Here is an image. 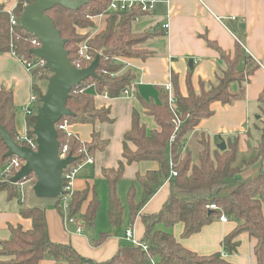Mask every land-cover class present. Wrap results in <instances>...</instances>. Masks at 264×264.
<instances>
[{
    "label": "trees",
    "instance_id": "1",
    "mask_svg": "<svg viewBox=\"0 0 264 264\" xmlns=\"http://www.w3.org/2000/svg\"><path fill=\"white\" fill-rule=\"evenodd\" d=\"M33 2L34 0H18L13 13L19 21L26 7ZM110 2L111 0H90L87 6L77 12L62 6H56L46 12L66 41L69 59L76 67L86 69L91 65L79 54L84 43L93 60L100 56L98 77L85 80L71 92L67 108L73 115L60 121L63 123L66 120L69 127L75 124H95L98 121L111 123L110 110L96 107V95L103 96L107 93L111 99L120 98L122 92L136 79L132 70L117 59L126 61L152 55L143 48L152 34L134 30L136 17L144 15L138 10L110 13L105 29L92 36L90 29L95 27V23L91 18L106 12ZM34 39L35 36L25 31L20 22L12 28L10 14L0 7V53L12 52L25 61L38 60L33 54L36 49L33 45ZM207 42L212 47L215 44L209 40ZM216 48L227 69L215 82H202L200 90L196 91L189 75L188 95L183 96L179 91L178 77L175 74L171 76L174 97L181 111V124L178 126L174 121L175 115L169 105V93L164 89L158 104L143 103L158 129L148 130L141 122L140 114L134 111L131 129L123 138L122 160L116 168L103 170V176L109 186V220L112 228H119L123 223L124 208L118 195V184L126 167L146 161L158 163L157 171L148 172L144 176L137 175L136 181L143 190L141 201H136L135 186H132L128 193L131 219L134 223L161 187L169 184L170 196L162 210L157 214L142 215L145 233L141 241L148 244V250L134 247L126 241L112 259L102 263L95 262L80 255L71 244L55 243L50 239L44 207L23 205L20 214L32 221V229L25 231L21 226L10 228L11 238L8 241H0V256L8 260L0 264H39L45 259L52 260L55 264H230L223 254L229 256L238 252V239L242 234H247L256 241L257 262L264 264V171L250 179L243 177L246 167L251 166L254 161L264 163V116L257 128L260 138L256 146V158L253 162H247L245 167L236 166L239 152L237 137L224 139L227 148L221 151L219 139L216 140L214 149L211 138L204 132H197L200 123L213 116L212 105L216 102L232 103L238 97L232 92V86L237 84L243 88L259 65L241 45L237 44L234 58ZM50 75L45 68L32 72L33 92L39 98V106ZM258 102L264 110V90ZM36 114L35 110L27 117L30 135H34ZM16 115L13 93L6 89L0 90V125L14 141H17L18 136ZM196 132V143L199 146L197 152L186 147L189 136ZM57 133L61 151L67 148V157L72 156L75 159L67 167L65 174L77 166L84 165L88 158L106 150L109 145V141L103 140L97 132L93 133L89 143L83 142L74 133L69 134L59 129ZM7 152V145L0 134V168L9 159L6 157ZM173 170L177 172V176L172 175ZM30 178L32 176L25 180ZM36 182L37 179L34 185ZM2 185L0 184V194L7 191L10 199H20L19 187ZM211 205H215L217 209H211ZM100 206L96 188L92 192L87 189L73 194L71 208L76 214L81 213L85 228L91 232L96 229ZM55 207L63 214L60 200L55 201ZM223 214L236 221L238 226L225 237L224 252L212 256H201L184 248L173 234L157 228L159 225L171 228L182 223L185 226L183 237L188 238L201 232ZM108 237L109 233H102L95 245L102 244Z\"/></svg>",
    "mask_w": 264,
    "mask_h": 264
},
{
    "label": "crops",
    "instance_id": "2",
    "mask_svg": "<svg viewBox=\"0 0 264 264\" xmlns=\"http://www.w3.org/2000/svg\"><path fill=\"white\" fill-rule=\"evenodd\" d=\"M18 4V0H0V7L9 13ZM97 20V19H96ZM96 22V21H95ZM170 24L169 29L163 28ZM100 25V27H98ZM101 23H95L90 29L92 34L103 31ZM135 32H150L152 35L143 45L152 55L147 58H132L126 60L127 67L135 74V94L131 98L111 99L96 95L97 108L110 110L112 122L95 124H75L69 127V132L77 134L79 138L89 143L94 132L99 133L103 140L109 141L106 150L97 152L93 157L94 163H86L79 169L74 191L90 192L96 188L101 203L96 218L94 232L85 228L83 234H75L65 229L62 214L56 209L55 201L46 209L50 239L55 243L71 244L83 257L102 263L112 259L119 248L126 244L125 234L129 228L134 229L135 236L142 240L145 227L142 215L159 213L170 196L169 184H164L157 194L146 204L140 216L132 222L128 202V193L135 186L136 201H141L143 190L136 181L137 175H146L157 171L159 165L153 161L129 165L125 169L122 180L118 184V195L123 204V223L119 228H112L109 216V186L103 176V170L116 168L122 160L123 138L131 129L132 114L137 111L141 122L149 129L156 130L158 126L153 117L145 110L143 103L160 102L161 92L166 85L172 83L171 76L178 77V87L181 95H188L187 79L190 75L192 85L199 91L202 82H215L227 69L225 61L216 47L234 58L237 44L241 45L257 62L259 68L249 78V82L241 88L235 84L232 92L238 97L230 104L216 102L212 105L213 116L203 120L197 132L206 133L216 148V140L220 143L224 139H238V160L245 167L247 162L256 158V146L260 138V131L264 110L259 104V96L264 90V0H166L159 2L151 14L142 15L134 24ZM98 31V32H97ZM215 43L210 46L207 42ZM190 62L193 65L190 67ZM6 89L13 93L17 115L15 120L18 133L26 128L25 108L29 105L33 94V79L27 68L14 53H0V90ZM174 93V92H173ZM193 133L187 141V148L195 152L199 150L196 141L198 134ZM221 138V140H220ZM264 171V163L254 161L243 172L245 179H250ZM0 194V241L11 238V227L21 226L25 231L32 229V221L21 216L23 205L34 207L37 202L10 199L8 194ZM23 203H22V202ZM28 203V204H27ZM50 207V209H47ZM85 226V225H84ZM238 223L229 218L227 223L216 219L203 228L201 232L184 238L185 226L182 223L171 228L163 225L158 230L167 231L186 249L201 256H212L223 253V242L231 234ZM76 227L71 226L73 232ZM102 233H109V237L100 245L95 241ZM238 252L229 255L226 261L230 264H258L255 256L256 241L247 234L240 235ZM0 256V263L6 261ZM39 264H55L52 260H42Z\"/></svg>",
    "mask_w": 264,
    "mask_h": 264
},
{
    "label": "water",
    "instance_id": "3",
    "mask_svg": "<svg viewBox=\"0 0 264 264\" xmlns=\"http://www.w3.org/2000/svg\"><path fill=\"white\" fill-rule=\"evenodd\" d=\"M89 3L90 0H34L21 16L22 28L41 43V47L35 49L33 54L46 62L45 67L51 77L36 114L34 134L37 151L19 145L0 125L2 140L8 148L6 157L17 156L25 161L24 167L12 178L11 183L3 184V187H12L34 175L37 179L34 186L37 198L55 201L63 194L64 172L75 159L72 156L60 158L57 125L63 118L73 115L67 108L72 90L85 80L98 77L100 56L86 69L76 67L69 59L66 41L46 12L56 6L77 12ZM192 65L193 62H190V67ZM226 148V143H221V151Z\"/></svg>",
    "mask_w": 264,
    "mask_h": 264
},
{
    "label": "built area",
    "instance_id": "4",
    "mask_svg": "<svg viewBox=\"0 0 264 264\" xmlns=\"http://www.w3.org/2000/svg\"><path fill=\"white\" fill-rule=\"evenodd\" d=\"M162 1H166V0H111L110 5H109L108 9L106 10V12H104L103 14H101L97 17L91 18V20L94 23H96L95 22L96 19H102L103 18L107 22V19H108L110 13H124V12L136 11V10L140 11L144 15L151 14L155 10L157 4L159 2H162ZM9 14H10L11 25L13 28L20 21L18 20L16 15L13 13V11H10ZM140 17L139 16L136 17V21H138L140 19ZM98 27H100V26L98 25ZM163 28L169 29L170 24L164 25ZM95 34L96 33L94 32V34H92V36H94ZM33 45L35 46L36 49L41 47V43L36 37L33 40ZM79 54H80V57L84 58L90 64H92L94 62L92 55H90L88 53V48H87L86 43H84L81 46ZM37 59L38 60H35V61L34 60L25 61V60L21 59L23 65L27 68L28 72L31 75H32V72L38 68H45L46 69V67H45L46 62L39 59V58H37ZM117 60L124 62L127 65L125 60H122V59H117ZM77 67L82 69L80 66H77ZM112 76H114V75H112ZM165 89L169 93V105H170V107H171V109L175 115L174 121L179 126L181 124V121L179 118L181 115V111H180V108L178 107L176 98L174 97L172 83H169L168 85H166ZM134 94H135L134 85H131V86L127 87L122 92L121 97L131 98L134 96ZM103 96L108 97L107 93ZM38 101H39L38 96L36 94H34V92H33L32 96H31L30 103L24 110L25 115H26V128H25L24 132L18 133L17 141H16L19 145L25 146V147L33 150V151H37V149H38L37 138H36L35 134L30 135V133L28 132L27 117L29 115L33 114V111L36 110V112H37V109L39 107ZM40 105H41V103H40ZM58 129L64 130L70 134L69 125H68V122L66 120L63 123H60V122L58 123L57 130ZM60 158L61 159L67 158V148H65L62 151L60 149ZM86 163H94L93 158H88L84 164H86ZM24 165H25V161L22 160L21 158H19L17 156L10 157L8 159V161L6 162V164L0 168V184L11 183L12 178L24 167ZM81 166H83V165H80V166L73 168L72 170H70L66 174L64 172L63 194L57 199V200H60V203H61L62 213H63L62 217H63L65 229L68 232L75 233V234H83L85 231V226H84L85 222H84V218L82 217L81 213H80V215L76 214V212L71 208L72 197H73V194L75 193L74 183H75L76 175H77L79 169L81 168ZM172 175L177 176V172L173 170ZM21 185H22V182H19V183L13 184L12 187H19L21 189L22 197L24 198L25 197V191L23 190V186H21ZM210 208L211 209H217V207L215 205H211ZM219 220L223 223H227L229 221V218L225 214H223L219 218ZM73 225L76 227V229L72 232L71 226H73ZM125 241H127L128 243H130L134 247H141L144 250H148V248H149L148 244H146V243H144V242H142L136 238L133 228H129L126 231ZM223 256L227 257L226 254H223Z\"/></svg>",
    "mask_w": 264,
    "mask_h": 264
},
{
    "label": "rangeland",
    "instance_id": "5",
    "mask_svg": "<svg viewBox=\"0 0 264 264\" xmlns=\"http://www.w3.org/2000/svg\"><path fill=\"white\" fill-rule=\"evenodd\" d=\"M96 22L97 23H101V27L103 28L104 27V25H105V19H97L96 20ZM100 26V25H99ZM50 77H51V75H50ZM50 77H49V79H50ZM49 79H48V81H49ZM48 81L45 83V91L44 92H46V90H47V85H48ZM150 131H151V129H149ZM239 165H241V166H243V164L238 160V162H237ZM32 176V178H30V179H28V180H24L23 182H22V185L21 186H23V190L25 191V197L23 198L22 197V194H21V189L19 188V198H20V200H23L24 201V199L26 200V198H27V193H28V191H29V199H30V201L32 200V199H34V201L35 202H37L38 203V205H36V206H42V207H46L47 205L48 206H52L51 204H53L51 201H49V200H44V199H39V198H37L36 197V195H35V192H34V183H35V180H36V177L34 176V175H31ZM3 194H8V192L7 191H3L2 192ZM2 194V195H3ZM54 202V201H53ZM28 204V203H27ZM47 209H50V207H48Z\"/></svg>",
    "mask_w": 264,
    "mask_h": 264
}]
</instances>
